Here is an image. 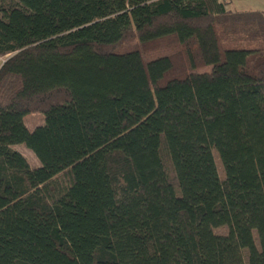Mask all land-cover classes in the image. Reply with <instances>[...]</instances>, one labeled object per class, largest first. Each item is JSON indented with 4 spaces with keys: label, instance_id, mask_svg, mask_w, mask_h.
I'll list each match as a JSON object with an SVG mask.
<instances>
[{
    "label": "trees",
    "instance_id": "trees-1",
    "mask_svg": "<svg viewBox=\"0 0 264 264\" xmlns=\"http://www.w3.org/2000/svg\"><path fill=\"white\" fill-rule=\"evenodd\" d=\"M231 1L0 2V264H264V9Z\"/></svg>",
    "mask_w": 264,
    "mask_h": 264
},
{
    "label": "rangeland",
    "instance_id": "rangeland-1",
    "mask_svg": "<svg viewBox=\"0 0 264 264\" xmlns=\"http://www.w3.org/2000/svg\"><path fill=\"white\" fill-rule=\"evenodd\" d=\"M223 1H229V0H223ZM0 2H8V0H0ZM231 7L235 8L236 10H247V9H264V0H232L231 1ZM230 45V44H229ZM133 46V43H129V48ZM1 60V59H0ZM208 66L201 67L197 69V72H205L209 71ZM43 115L39 112H30L24 115L23 121L25 126L32 130L36 126L43 123ZM13 149L17 150L20 154H22L30 166H38L39 162L34 156V154L26 148L23 144H16L12 146ZM214 160L218 166L219 175L222 176V169L219 164V159L216 153H214ZM214 232L216 233H224L226 232V227H217L214 228Z\"/></svg>",
    "mask_w": 264,
    "mask_h": 264
},
{
    "label": "crops",
    "instance_id": "crops-1",
    "mask_svg": "<svg viewBox=\"0 0 264 264\" xmlns=\"http://www.w3.org/2000/svg\"><path fill=\"white\" fill-rule=\"evenodd\" d=\"M232 4H231V2H230V4H228V6L230 7Z\"/></svg>",
    "mask_w": 264,
    "mask_h": 264
}]
</instances>
